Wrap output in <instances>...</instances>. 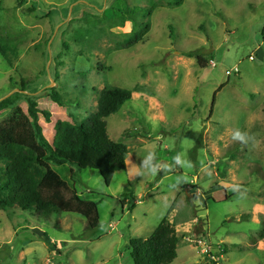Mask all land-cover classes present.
I'll list each match as a JSON object with an SVG mask.
<instances>
[{"label":"rangeland","instance_id":"1","mask_svg":"<svg viewBox=\"0 0 264 264\" xmlns=\"http://www.w3.org/2000/svg\"><path fill=\"white\" fill-rule=\"evenodd\" d=\"M0 40V100L18 93L81 124L104 89L132 94L105 120L127 147L125 171L106 185L96 171L53 166L96 203L97 228L0 209V264H133L129 241L164 219L178 238L171 264H209L200 236L223 250L219 264H264V0H0ZM191 51L207 66L182 55ZM26 99L12 108L27 112ZM46 121L39 113L49 131ZM149 153L157 174H133Z\"/></svg>","mask_w":264,"mask_h":264},{"label":"trees","instance_id":"2","mask_svg":"<svg viewBox=\"0 0 264 264\" xmlns=\"http://www.w3.org/2000/svg\"><path fill=\"white\" fill-rule=\"evenodd\" d=\"M144 34L145 31H142L134 42ZM126 43L127 47L132 44L130 41ZM5 55L0 40V56ZM182 55L196 58L200 67L207 66L198 51L183 52ZM22 97L26 99L15 93L0 100V113L10 111L0 122V209L33 211L41 219L66 213L83 218L89 230L97 228L99 216L96 203L81 199L74 185L64 181L53 166L68 165L78 171H96L106 185L115 172L125 171L127 147L108 138L105 120L131 100V92L120 88L104 89L96 112L81 124L72 118L51 119L47 113L38 112L36 104L29 98L26 99L27 112L12 108L15 101ZM51 98L59 103L56 94H51ZM39 113L46 118V122L52 123V128L48 125L49 131H45L39 123ZM262 116L264 119V108ZM70 173L73 176V170ZM124 193L125 199L133 201L129 190ZM199 233H203L201 225L194 229L193 237L196 239ZM42 239L49 243L44 236ZM177 244L174 227L164 219L148 238L129 241L132 262L171 264L177 256Z\"/></svg>","mask_w":264,"mask_h":264},{"label":"clouds","instance_id":"3","mask_svg":"<svg viewBox=\"0 0 264 264\" xmlns=\"http://www.w3.org/2000/svg\"><path fill=\"white\" fill-rule=\"evenodd\" d=\"M233 139L240 141L241 143H248L249 141V137L246 133L241 132L240 130H236L233 133ZM154 153H149L145 159L143 160V164L141 166H139V169H137L136 167H133L131 169V172L133 174H138V175H144V174H151V175H156L157 174V167H152L150 166V161L153 159ZM175 160L177 163H181L183 166L185 167H191L190 162L189 163H185L183 161H181L180 156L175 157ZM130 163V161H129Z\"/></svg>","mask_w":264,"mask_h":264},{"label":"built area","instance_id":"4","mask_svg":"<svg viewBox=\"0 0 264 264\" xmlns=\"http://www.w3.org/2000/svg\"><path fill=\"white\" fill-rule=\"evenodd\" d=\"M235 73H238L237 69L235 70ZM226 74L230 75L231 72L228 71ZM196 244L200 248L201 255L204 256V258L209 262V264H219V262L223 260V255L218 254L223 250L220 247L213 249V247L209 245V243L206 241V238L204 236H200L196 240Z\"/></svg>","mask_w":264,"mask_h":264}]
</instances>
